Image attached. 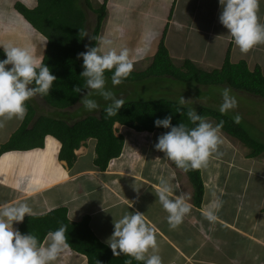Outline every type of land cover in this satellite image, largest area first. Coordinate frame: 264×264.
Listing matches in <instances>:
<instances>
[{
  "label": "crops",
  "instance_id": "1",
  "mask_svg": "<svg viewBox=\"0 0 264 264\" xmlns=\"http://www.w3.org/2000/svg\"><path fill=\"white\" fill-rule=\"evenodd\" d=\"M16 2L28 8L37 4L36 0H0V44L28 48L42 59L47 40L14 8ZM80 5L94 14L95 19V9L104 6L105 17L98 38L111 40L117 51L127 48L134 72L152 63L162 42L170 64L180 71L186 72L189 67L205 71L219 69L227 57L231 64L245 63L248 70L259 68L264 76V44L242 53L219 21V0H88V4L80 0ZM4 13L7 14L3 16ZM257 15L259 22L264 23V0H260ZM164 76L187 87L180 90L168 87L167 95H177L176 99L164 93L153 99L178 101L190 88L194 100L206 101L194 108L195 111L200 107L219 111L223 102L221 91L229 88L240 107L235 111L249 109L258 113L259 109L264 110L263 96L235 89L227 83L201 84ZM214 85L217 90L213 89L212 94L217 97L203 93ZM114 88L117 98L123 99L126 91L133 90L134 86L128 80ZM118 92L121 93L118 95ZM80 99L81 96L64 108L49 105L40 95L29 102L34 108V119L47 115L73 123L88 115H99L102 106L99 110L88 111L79 103ZM245 100H250L256 110ZM185 106L192 108L188 104ZM244 119L251 126L257 124L247 115ZM21 122L16 119L5 122L0 128V146ZM211 124L215 126L214 122ZM113 128L116 135L123 136V146L105 169L94 164L96 139L92 137L81 141L70 166L59 159L60 142L50 134L45 135L41 147L2 152L0 204L27 202L33 210L32 215L64 206L72 221L89 216L90 229L105 244L116 220L125 212L139 211L157 230L163 264H264V151L248 157L244 151L246 147L238 139L220 131L223 143L210 157L208 167L200 170L203 194L197 206L187 174L154 147L163 131H139L118 122ZM160 176L171 182L173 196L183 193L192 205L190 215L175 230H170L168 213L155 194ZM212 192L223 201L215 223L202 215L213 199ZM19 224L14 222V229ZM54 264L88 262L84 254L68 248Z\"/></svg>",
  "mask_w": 264,
  "mask_h": 264
},
{
  "label": "clouds",
  "instance_id": "2",
  "mask_svg": "<svg viewBox=\"0 0 264 264\" xmlns=\"http://www.w3.org/2000/svg\"><path fill=\"white\" fill-rule=\"evenodd\" d=\"M259 3L260 0H219V21L242 53H247L256 45L264 44V23L259 22L257 15ZM0 46L6 56L0 60V128H3L6 121H23L28 113L26 102L37 95H49L57 77L30 49L11 44ZM86 48L85 52L78 54V58L83 59L84 71L80 75L84 77L85 84L83 88L80 85L74 86L73 91L80 94L79 103L88 111L100 108V104L90 98L95 92L105 101L111 102L104 109L107 116H115L125 101L117 98L115 93L106 87L105 73L113 72L111 80L114 86L127 79L134 71L129 50L122 48L117 51L112 47L111 40L102 37L98 38L95 47ZM221 97L223 102L219 111L222 115H227L238 107L231 89L224 88ZM188 102L183 96L180 97L181 106ZM187 117L194 127L182 122L172 125L171 115L155 120L156 127L169 129L158 137L155 149L165 153V156L184 172L207 168L210 157L218 152L223 143L220 135L223 121L213 126L194 108H189ZM241 119L242 117L236 115L234 122L239 124ZM158 180L155 194L168 213L170 230H175L190 215L192 205L183 193L173 196L174 189L167 178L160 176ZM211 196L213 199L202 215L210 223H215L223 201L215 192H212ZM32 214L33 210L27 202L0 204V264H54L69 248L67 225L49 231L43 243L31 233L22 234L18 229H14V222L21 223L25 215ZM156 232V228L147 221L143 213L125 212L122 218L114 222L113 233L106 243L114 257L123 254L131 258L126 260L125 264H132L133 259L143 261L144 264H163Z\"/></svg>",
  "mask_w": 264,
  "mask_h": 264
},
{
  "label": "trees",
  "instance_id": "3",
  "mask_svg": "<svg viewBox=\"0 0 264 264\" xmlns=\"http://www.w3.org/2000/svg\"><path fill=\"white\" fill-rule=\"evenodd\" d=\"M36 2L33 8L16 2L14 8L46 38V48L41 60L50 68L57 80L53 83L50 94L42 98L51 106L64 108L80 98V94L75 93L73 87L80 85L83 88L85 84L84 77L80 75L82 70L78 58L84 47V14L74 0H36ZM86 2L88 4V0ZM95 13L96 22L87 47L96 46L105 17L104 6L96 8ZM5 58L4 50L0 47V60ZM170 63L167 50L160 42L152 63L147 68H151L159 75H171L201 84L227 83L235 89L264 97V76L259 68L248 70L243 62L231 64L226 57L219 69L205 71L189 67L186 72L174 68ZM135 73L124 81L131 78L142 79L141 73ZM106 74L111 78L113 72ZM26 107L27 116L9 139L0 146V154L10 149L41 147L45 135L50 134L60 142L59 159L65 160L70 166L76 158L74 151L81 141L92 137L96 139L94 164L100 169H105L108 161L118 156L123 146V136L116 135L113 128L115 122L139 131L160 130L165 133L169 129L156 127L155 120L171 115L172 125L182 122L194 127L187 117L189 107L181 106L177 101L168 98L127 101L118 114L111 117H108L104 111L105 106L98 116L88 115L73 123L47 115H40L34 119V108L29 101L26 102ZM196 112L203 117L214 119L215 125L223 121L221 131L238 139L248 149V157L257 156L264 151V143L248 136L242 126L227 115H222L220 111L209 107H200ZM185 173L193 186V200L199 206L203 194L200 170ZM61 225H67L69 248L84 254L88 264H98V261L100 264H125L126 260L131 259L123 254L114 257L111 248L101 242L90 229L89 216L72 221L67 217V209L64 206L42 214L27 215L17 229L22 234L35 235L42 242L49 231H55ZM132 264H144V262L133 259Z\"/></svg>",
  "mask_w": 264,
  "mask_h": 264
},
{
  "label": "rangeland",
  "instance_id": "4",
  "mask_svg": "<svg viewBox=\"0 0 264 264\" xmlns=\"http://www.w3.org/2000/svg\"><path fill=\"white\" fill-rule=\"evenodd\" d=\"M74 2L76 3L77 7L84 14V48H83L82 52H85L87 50L86 46H88V44H89V39L91 37L92 29L95 25L96 19H95L94 14L90 13L86 8L81 7L80 0H74ZM6 14L7 13H4L3 16H5ZM80 67L84 71V68H82L83 67V59L82 58H80ZM147 67H148V65H147ZM147 67L141 71L140 70L135 71L137 73H141V75H143V76H142V79H139V80H137L136 78L135 79L131 78V83L134 86V89L131 91H129V90L126 91L125 94L123 93L124 94L123 100L125 102L135 101V100H144V99L145 100L153 99V98H155L158 95H161L163 93L166 96L168 94L166 92H169V88H168L169 86L171 88H176L179 90L182 87H185V88L187 87L186 84L184 86H182V84L180 82H178L177 80L168 79V78H166V76L159 75L157 72H155L151 68H147ZM135 72H132L130 75L133 76ZM147 73H148V75H147ZM105 76L107 78L106 87L108 89H110L111 91H113L117 97V90H116V88H114V86L112 84V80H110L111 78H109L108 74H106ZM126 81H128V80H126ZM181 82H184V81H181ZM214 86H209L208 90L204 91L203 93H206V92L210 93L211 98H213L214 96L217 97V95L212 94L213 89L217 90V87L215 86L216 87L215 88ZM123 89L125 90L126 88H123ZM120 93L121 92H118V95ZM191 93L193 94V92L190 90V88L185 90L184 97L191 99L187 103L189 106H191L192 108H196L199 105L206 103V101L194 100L195 98H194V96H191ZM181 94H183L182 91H181ZM167 96L169 98H172V99L177 98V95H171V97H170V95H167ZM90 98L95 99L100 104V106H102V107L107 106L106 104L110 103V101H105L102 97L95 94V92H93V95ZM179 100L180 99H178V101ZM244 102L246 104H248L249 106H252V108H254V110H256L254 105L251 104L250 100H247V101L245 100ZM238 108H240V107H238ZM247 109H248V107H247ZM236 115H239L240 117H244V118H246V115H247V117H249V119L255 120L254 122H257L256 126L255 125L251 126L249 123L246 122V120L244 118L241 119L239 124L242 126L243 130L246 132V134L248 136L254 138L255 140H258L261 143H264V110L259 109L258 113L257 112L253 113L249 109L245 112L235 111V109H234L227 114V116L232 118L233 120H234V117ZM207 120L210 123L214 122V119H212L210 117H208ZM214 124H215V122H214ZM241 145L244 146L242 143H241ZM244 151H246V154L248 153L247 148Z\"/></svg>",
  "mask_w": 264,
  "mask_h": 264
},
{
  "label": "built area",
  "instance_id": "5",
  "mask_svg": "<svg viewBox=\"0 0 264 264\" xmlns=\"http://www.w3.org/2000/svg\"><path fill=\"white\" fill-rule=\"evenodd\" d=\"M137 154V153H136ZM113 161V158L110 159V162Z\"/></svg>",
  "mask_w": 264,
  "mask_h": 264
}]
</instances>
